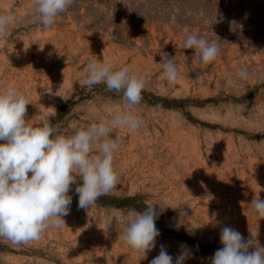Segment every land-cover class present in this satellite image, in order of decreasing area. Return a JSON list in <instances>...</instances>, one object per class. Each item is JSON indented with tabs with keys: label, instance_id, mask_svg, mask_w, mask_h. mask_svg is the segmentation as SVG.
Masks as SVG:
<instances>
[{
	"label": "rangeland",
	"instance_id": "obj_1",
	"mask_svg": "<svg viewBox=\"0 0 264 264\" xmlns=\"http://www.w3.org/2000/svg\"><path fill=\"white\" fill-rule=\"evenodd\" d=\"M0 13L14 16L0 39V88L24 92L26 119L50 117L72 135L110 120L109 105L123 110L122 93L82 85L93 60L127 64L144 76L142 100L132 109L142 124L136 132L117 130L118 182L108 194L170 206L156 220V247L140 260L118 230L129 209H81L71 188L65 225L27 244L0 238V264H150L161 245L174 261L183 245L190 252L184 264H210L213 255L194 252L183 238L215 253L225 226L245 240L258 231L264 246V219L250 205L264 199V0H74L50 29L38 22L33 0H0ZM184 29L216 43L217 58L203 64L184 49ZM169 59L179 72L171 86L162 78ZM242 68L246 79L236 76ZM61 106L70 112L57 118Z\"/></svg>",
	"mask_w": 264,
	"mask_h": 264
},
{
	"label": "clouds",
	"instance_id": "obj_2",
	"mask_svg": "<svg viewBox=\"0 0 264 264\" xmlns=\"http://www.w3.org/2000/svg\"><path fill=\"white\" fill-rule=\"evenodd\" d=\"M73 3L74 0H33L38 22L44 29H50ZM13 22V15L0 13V39L6 37ZM184 32L183 48L192 49L200 62L209 64L217 58L216 43L187 29ZM162 68V78L170 86L175 84L179 72L174 61L167 60ZM236 76L246 79L247 70L240 69ZM80 81L88 88L103 83L107 91L122 93L126 107L121 110L107 106L110 120L76 127L72 135L61 133L50 117L26 119L30 101L24 92L12 85L0 88V238L13 244L39 241L49 228L64 226L72 203V185H76L78 207L85 210L117 186L114 154L121 146L117 130L140 129L142 121L132 109L142 100L145 78L127 64L117 68L98 59L89 62ZM146 205L144 211L129 209L118 219L123 241L140 260L147 259L156 247L160 235L156 220L170 207L164 202ZM250 205L258 220L264 219V199L255 198ZM181 215H186L182 209ZM258 235V231H250L245 240L238 230L223 227L222 247L210 258V264H264V246ZM181 247L174 261L161 245L150 264H184L190 252L186 246Z\"/></svg>",
	"mask_w": 264,
	"mask_h": 264
},
{
	"label": "trees",
	"instance_id": "obj_3",
	"mask_svg": "<svg viewBox=\"0 0 264 264\" xmlns=\"http://www.w3.org/2000/svg\"><path fill=\"white\" fill-rule=\"evenodd\" d=\"M144 93L155 97V99H157V101H161V100L168 101V99H166V98L154 96L153 94L148 93V92H144ZM174 101H176V100L174 99ZM72 102H73V98H71L70 100L67 101V103H72ZM153 104L156 106H162V107H166V108H174L175 107V106H171L170 104H162L161 102H153ZM69 112H70L69 108H67L66 106H61L58 108L56 117L60 118L63 114H66ZM75 187H76V185H72L71 188H73L75 190ZM96 204L99 206L114 207V208H118V209H136L137 211H144L147 207V205H146L147 203L145 201H143L138 196L118 197V196L109 195V194L101 196L97 200ZM165 215H166V213H163L161 216H165ZM183 241H185V243H187L188 246L196 253L214 255V252H208L206 250L202 251V252L197 251L194 248V246H193V244L189 238H183Z\"/></svg>",
	"mask_w": 264,
	"mask_h": 264
},
{
	"label": "bare ground",
	"instance_id": "obj_4",
	"mask_svg": "<svg viewBox=\"0 0 264 264\" xmlns=\"http://www.w3.org/2000/svg\"><path fill=\"white\" fill-rule=\"evenodd\" d=\"M27 117V116H26Z\"/></svg>",
	"mask_w": 264,
	"mask_h": 264
}]
</instances>
